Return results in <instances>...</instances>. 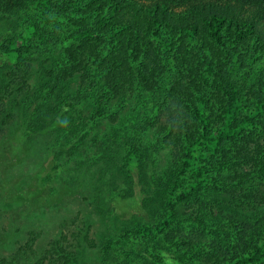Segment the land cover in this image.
Listing matches in <instances>:
<instances>
[{"label": "trees", "instance_id": "16d2710c", "mask_svg": "<svg viewBox=\"0 0 264 264\" xmlns=\"http://www.w3.org/2000/svg\"><path fill=\"white\" fill-rule=\"evenodd\" d=\"M18 117L67 141L44 182L101 164L111 206L81 253L35 233L0 264H264V0H0V136Z\"/></svg>", "mask_w": 264, "mask_h": 264}, {"label": "rangeland", "instance_id": "374dc122", "mask_svg": "<svg viewBox=\"0 0 264 264\" xmlns=\"http://www.w3.org/2000/svg\"><path fill=\"white\" fill-rule=\"evenodd\" d=\"M65 145L67 141H59L56 134L50 132L36 134L32 138L27 137L23 134L19 117L12 120L6 127V133L0 136L1 257L13 256L35 236V233L37 236L33 248L38 253L52 251L56 242L66 247V252L81 253L82 248L86 246L85 236L97 240L107 230L108 219L97 210V206L100 202L109 209L111 204L107 197L108 193L98 183L99 178L93 176L103 167L101 164L86 165L81 173L71 165V169H64L52 180L43 181L47 166L56 154L55 147ZM161 154L166 157L167 149L162 150ZM41 184L45 186L43 189ZM145 207L141 203V197L137 196L136 203L123 214L136 218L138 222L143 216L154 222L161 212L160 209H155L158 203L152 204L150 209L147 205ZM216 212L218 218L228 214L226 209L221 208ZM65 218H74L75 223H66ZM109 218L110 226L122 228L119 221L113 224L114 220L118 219L112 216ZM127 219L128 223L132 220ZM205 230L206 234H199L202 229L195 226L191 232L185 229L175 231L178 234L180 232L187 234L186 237L190 239L186 244L187 251L197 245L196 236H199L202 243L212 246L208 261L210 258L213 260L227 258L228 252L225 254L224 248L219 244L221 242L213 241L217 238L216 235L211 236L209 230L207 228ZM92 251L95 252L96 248L87 251L86 257L89 254L92 258ZM90 262L96 264L93 258Z\"/></svg>", "mask_w": 264, "mask_h": 264}]
</instances>
